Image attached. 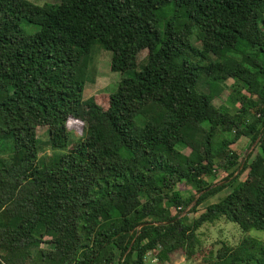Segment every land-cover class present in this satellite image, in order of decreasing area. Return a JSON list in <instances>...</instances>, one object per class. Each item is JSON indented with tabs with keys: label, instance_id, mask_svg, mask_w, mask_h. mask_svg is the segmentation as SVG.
<instances>
[{
	"label": "trees",
	"instance_id": "trees-1",
	"mask_svg": "<svg viewBox=\"0 0 264 264\" xmlns=\"http://www.w3.org/2000/svg\"><path fill=\"white\" fill-rule=\"evenodd\" d=\"M53 1L0 0V264H168L221 218L264 232V0ZM96 46L132 76L86 100ZM228 79L249 94L234 113L214 104ZM205 264H264V243H223Z\"/></svg>",
	"mask_w": 264,
	"mask_h": 264
},
{
	"label": "rangeland",
	"instance_id": "rangeland-1",
	"mask_svg": "<svg viewBox=\"0 0 264 264\" xmlns=\"http://www.w3.org/2000/svg\"><path fill=\"white\" fill-rule=\"evenodd\" d=\"M36 5H44L46 3H54L56 1L50 0H27ZM22 28L28 34H34L36 28L22 23ZM112 62V53L101 49L99 46L94 48V51L91 55V61L89 66L88 80L84 90V99L94 98L96 96H106L109 93H114L120 82L125 77H131L132 73L120 74L112 72L111 70ZM225 88L222 94L215 99L214 104L216 107H225L228 110H231L233 113L236 111V99L241 100L243 97H249L247 92V87L242 83L237 82L233 79H228L225 81ZM207 91V88L204 89ZM86 124L82 122H75L70 126V129L75 131V138H79L83 135L84 128ZM38 136L41 139L40 144L42 147L41 160L45 161L48 158L54 157L53 150L50 147H47L45 144L48 140V132L45 128L38 129ZM228 136V135H227ZM230 138V135L228 136ZM238 153H240L241 163H244L245 159L251 155V158L248 163H251L258 153L257 143L253 142L251 139L243 138L242 141H239L236 145L233 146ZM181 153L185 155H190L191 151L185 148H180ZM59 155L60 152L58 151ZM12 156V152L9 149V145L0 144V158L9 159ZM248 172L244 173L240 181H245L247 178ZM223 177H226V174H218L215 178L214 183H219ZM182 190L183 195H194L197 193L194 189ZM233 188H226L224 191L217 193L216 195L209 198L205 203H203L198 209L202 213L205 211L206 207L210 204L219 202L221 199L226 197L232 192ZM198 197V196H197ZM190 209V208H189ZM186 210L183 215L188 216L189 219H193L196 214L191 213L190 210ZM44 229H38L36 235L40 237ZM198 237L200 240V245L198 247V253L194 256L192 260H187L184 255H176L171 263L168 264H205V259L208 257L211 250L217 251L222 247L223 243L231 247L239 246L244 239H256L264 243V232L259 231H250L244 232L237 224L232 223L225 218H221L215 223L205 224L199 231ZM46 240H50L46 237ZM44 248H47V245H42Z\"/></svg>",
	"mask_w": 264,
	"mask_h": 264
},
{
	"label": "built area",
	"instance_id": "built-area-1",
	"mask_svg": "<svg viewBox=\"0 0 264 264\" xmlns=\"http://www.w3.org/2000/svg\"><path fill=\"white\" fill-rule=\"evenodd\" d=\"M144 264H164V263H161V261L156 255H154L152 252H149L146 254L144 258Z\"/></svg>",
	"mask_w": 264,
	"mask_h": 264
},
{
	"label": "water",
	"instance_id": "water-1",
	"mask_svg": "<svg viewBox=\"0 0 264 264\" xmlns=\"http://www.w3.org/2000/svg\"><path fill=\"white\" fill-rule=\"evenodd\" d=\"M242 168V167H241Z\"/></svg>",
	"mask_w": 264,
	"mask_h": 264
}]
</instances>
